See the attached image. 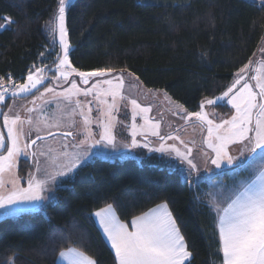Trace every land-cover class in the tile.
<instances>
[{
	"label": "trees",
	"instance_id": "trees-1",
	"mask_svg": "<svg viewBox=\"0 0 264 264\" xmlns=\"http://www.w3.org/2000/svg\"><path fill=\"white\" fill-rule=\"evenodd\" d=\"M57 4L0 0V22L12 19L0 31L1 75L22 83L29 70L55 66L45 27ZM66 24L73 67L131 72L147 88L163 90L196 112L256 58L264 41V6L250 0H73ZM229 178V171L212 177ZM208 183L202 181L199 190ZM199 193L183 180L176 161L164 156L95 157L57 186L42 211L0 220V264L11 256L14 264H57L69 248L97 264H115L94 213L111 204L129 224L162 203L193 254L190 264H220L215 217Z\"/></svg>",
	"mask_w": 264,
	"mask_h": 264
},
{
	"label": "snow or ice",
	"instance_id": "snow-or-ice-1",
	"mask_svg": "<svg viewBox=\"0 0 264 264\" xmlns=\"http://www.w3.org/2000/svg\"><path fill=\"white\" fill-rule=\"evenodd\" d=\"M68 0H58V11L54 14L53 21L55 29L59 32V43L62 47V55H57L54 69H49L54 78L57 72L59 77L64 81H68L73 74L80 78V81L87 85L90 78L106 77L113 69H98L93 71H80L73 67L69 56V44L67 41V29L65 27V9ZM264 6V2H262ZM14 23V21H13ZM44 56V53L40 54ZM35 68V66H33ZM247 69L242 68L234 80L232 86L217 97L216 100L207 99L200 105L201 111H197L188 115L187 118L194 116L197 120L207 125V137L204 143L209 152H204L203 171L213 172L214 170L207 165L210 163L215 169L222 172L225 168H232L231 175H239L242 169H246L254 161H259L256 165L254 175L234 180L230 187L221 186L215 193L210 194L209 207L216 213L215 224L218 232L217 252L222 254L220 264H264V103H258L257 96L264 99V81L261 77H254L257 81L255 87L259 88V93L252 90L249 83L245 82L238 92L233 93V89L244 79L242 75ZM44 69L35 68V73L29 70L26 83H12L11 75L8 76L9 87H4L5 77L0 76V103H4L6 94L10 93L12 97L21 94L32 93L33 89L44 83ZM131 75V73H129ZM138 79V78H137ZM103 85H107L104 88ZM124 88V80L122 76H116L112 79H99L92 83L90 88L80 89L75 81L71 82V86L64 92L56 93L62 97L68 104H72L73 95H93L94 98L101 103H106L100 98L110 96L111 103L108 104L107 110L102 114L106 117L104 121L99 123L102 131L99 133V140L96 143L106 142L115 148L116 137L112 133L113 120L115 119L113 112L116 110L117 98L125 99L121 95ZM38 90V89H37ZM45 92H54L51 87H45ZM227 103L236 110V114L230 120H224L222 123L214 124L208 118V114L203 111L204 104H215L223 101L225 98ZM43 98V94L42 97ZM48 103L47 100L44 101ZM130 103L133 108L132 118L135 120L139 109L140 113H147L150 109L141 107L135 99H131ZM35 106V100H33ZM87 105H82L79 100L75 101V109H80V115L83 117L85 130L84 139L73 147H80L87 144L92 133L89 130L90 117L84 111ZM182 108V106H179ZM74 109V110H75ZM255 110V112H254ZM29 112L34 111V107L28 109ZM4 125L7 128V137L0 133V210L4 215H15L18 213V206L22 203L39 202L46 197L41 195L45 186L49 183H55L57 177H65L81 163V153H69L62 151L58 154L67 158V162L56 165L55 159H52L54 170L49 172L47 169H41L40 162L37 160L36 172L42 173V176L29 174L27 187H21L19 177L14 176L13 172L17 165L19 157L26 158L29 155L28 149L36 144L37 140H45V136L39 134L40 128L37 122V135L35 139H31L30 143H21L24 139L22 126L27 123L33 124L32 119H21L20 115L9 116L3 113ZM145 125L150 126L151 135L159 136V124H150L145 117ZM58 124H47L45 127H58ZM143 131H138L135 123L131 126L132 140L130 144L124 147L136 148L141 145L138 143L137 135H142ZM48 135H55L49 132ZM64 136L72 135L71 132L63 133ZM164 139H176L174 136L160 137ZM230 145H239L238 155L230 153ZM67 148V145H62ZM143 147H149L144 144ZM150 151L160 152L162 154L171 155L175 153L181 163H186L189 168L188 182L191 183V172L200 171L201 166L191 159L192 149L187 148L185 152H181L173 146H165L161 143L159 147H150ZM52 148L48 152H53ZM85 154L87 148L84 149ZM39 155H46L41 151ZM31 156L36 157L37 152H31ZM5 174L8 179H5ZM210 179V177H209ZM10 185V187H9ZM99 218V224L103 232L110 242L111 248L115 254V264H186L191 261L192 252L188 249L185 237L181 234L180 228L177 227L175 219L171 212L167 210V204H161L157 208L151 209L142 215L135 216L131 221V230L129 225L121 223L116 217L115 211L111 204L94 213ZM58 260H66L68 264H97V261L77 251L69 248L67 251H61ZM4 264H14V256L8 257Z\"/></svg>",
	"mask_w": 264,
	"mask_h": 264
},
{
	"label": "rangeland",
	"instance_id": "rangeland-1",
	"mask_svg": "<svg viewBox=\"0 0 264 264\" xmlns=\"http://www.w3.org/2000/svg\"><path fill=\"white\" fill-rule=\"evenodd\" d=\"M73 0H68L65 9V27L67 29L66 24V11L69 4ZM254 2H264V0H250ZM58 11V4L54 13L51 16L50 21H53L54 14ZM12 19L10 17H6L5 20L0 22V31H3L10 27ZM46 32L48 33L50 46V52H54L55 55H62V47L59 43V32L55 29V22L52 24H46ZM68 33V30H67ZM67 41L69 44V60L71 53V45L69 42V38L67 35ZM46 60V56L42 57V61ZM71 62V61H70ZM56 63L58 61L56 60ZM42 68V67H38ZM54 67L46 66L44 69V76L46 79L44 83L37 86V89H33L32 93L21 94L17 97H12L11 95L5 97L4 103L0 106L1 114L7 113L10 117L15 115H20L21 119L31 118L33 124L29 125L25 123L22 128L25 134L24 139H22L21 143H30L31 139H35L37 135V122H39L38 126L40 128L39 134L41 136H49L48 133H59L57 135L46 138L43 141L37 142L33 151L37 152V156H31V150L28 149L29 155L26 158V163L24 162V157H19L17 160L16 168L13 172L14 176L19 177V184L21 187H27L29 174H33L36 176H42V173L36 172V164L35 162L38 160L40 162L41 169H47L49 172L54 170V165L52 163V159H55V164L60 165L67 162V158L63 156H59L58 154L62 151H67L69 153L80 152L82 163L86 162L93 155H97L104 160L114 161L117 159L125 160L129 158L140 159V155H161L169 160H174L178 164V167L181 171L182 178L185 181H188L189 168L186 163H181V161L176 158L175 153L171 155L162 154L160 152L150 151V147H159L161 143H164L165 146H175L181 152H185L187 148L192 149L191 159L194 160L195 163L201 166L200 171H192L191 172V184L193 185L196 191H199L200 197L206 200L210 199V194L215 193L221 186L230 187L233 184L236 176L231 175L232 168L235 166H230L225 168L222 172L220 169H215V166L210 163L207 165L208 167L214 170V173H224L230 171V178L227 181L218 180L220 182H215L212 178L209 177L213 174V172H205L203 171V162H204V152H209L206 144L204 143L207 137V125L203 124L201 121L197 120L194 116L190 119L187 118L189 114L194 113L181 104L175 102L165 91L150 89L144 86L137 77L131 72L125 73H113L110 72L106 77L103 78H90L89 84L85 85L80 81V78L75 74L71 75L68 81H64L62 77H59V73L57 72L56 77L52 76V73L49 69H54ZM87 72V71H86ZM238 71L237 73H239ZM35 73V70L34 72ZM131 73V75H129ZM235 74L232 81L229 83L227 89L233 85L234 80L237 76ZM122 76L124 80V88L121 91V95L125 97V99L117 98L116 101V110H114L113 115L115 119L113 120L112 133L116 137L115 139V148L113 145H108L106 142L96 143L99 140V133L102 129L99 127V123L104 121L106 117L102 114L107 110L108 104L111 103V97H101L100 99L105 101L106 103H101L96 100L93 95L84 96V95H73L72 104H68L63 100L62 97L56 95V93L64 92L65 89L70 88L71 82L75 81L77 83V87L80 89L90 88L92 83L96 82L99 79H112L116 76ZM244 79L241 80L240 84H237L233 89V93H230L229 96L239 91L242 85L247 82L252 87V90L256 93H259L260 89L255 87L257 81L254 77H261L262 81H264V41L262 42L259 52H258V62L254 61L253 67L242 74ZM27 82V77L24 82ZM51 87L54 89V92H45V87ZM104 88H107V85H103ZM224 91V92H225ZM223 92V93H224ZM217 95L214 98H207L216 100L217 97L223 95ZM43 94V98L42 97ZM131 99H135L137 103L143 108H149L150 110L147 113H140L139 109L136 111L138 114L133 121L132 114L133 108L130 103ZM205 99L204 101H206ZM227 97L223 101H219L215 104H204L203 111L208 114V118L213 121L214 124L222 123L224 120H230L232 116L236 114V110L231 106V104L227 103ZM33 100H35V106L33 105ZM47 100L48 103L44 101ZM79 100L82 105H87L84 108V111L88 113V109H91V112L88 113L90 117L89 130L92 135L88 139L87 144L80 147H73V145L79 144V141L84 139L85 130L83 124V117L80 115V109H75V101ZM258 103H264V99H261L257 96ZM201 105V104H200ZM179 106H182L179 107ZM34 111L29 112L28 109L33 108ZM227 108V109H225ZM75 109V110H74ZM201 111V108L198 109ZM197 112V111H196ZM255 112V110H254ZM145 117L150 121V124H159V136L151 135V130L149 125H145ZM45 123L58 124V127H45ZM135 123L138 131H143L142 135H137L136 139L138 143L141 145L140 147L130 148L124 147L125 144H130L132 140L131 136V126ZM71 132V136H64L63 133ZM0 133H2L5 138L7 137V128L4 125V119L2 118V122L0 125ZM168 136H174L176 139H164L161 140L160 137L167 138ZM144 144H148L149 147H143ZM62 145H67V148H63ZM239 145H230V153L232 155H238ZM52 148L53 152H48V149ZM87 148V153L85 154L84 149ZM43 151L46 155L41 156L39 153ZM50 157L52 159H50ZM81 163V164H82ZM243 169L247 171H251V166ZM24 168V171L22 170ZM73 174L70 172L65 177H57L55 183L49 182L45 189L41 192L43 197L46 199L33 202V203H22L18 206L19 211L15 215H4L3 210H0V220L7 217H16L26 213H34L42 211L43 207L54 200L55 191L57 186L65 179L72 177ZM238 176V175H237ZM9 177L5 174V179L7 180ZM209 181L206 191L202 192L199 190V185L202 181ZM10 187V185H9ZM201 199V198H200Z\"/></svg>",
	"mask_w": 264,
	"mask_h": 264
},
{
	"label": "crops",
	"instance_id": "crops-1",
	"mask_svg": "<svg viewBox=\"0 0 264 264\" xmlns=\"http://www.w3.org/2000/svg\"><path fill=\"white\" fill-rule=\"evenodd\" d=\"M254 61L257 63L258 62V55L256 56V58H254V59H252L248 64H247V69L246 70H248V69H250L251 67H253V63H254ZM245 68V67H244ZM2 122V121H1ZM95 157H97V158H101V157H99V156H97V155H93L90 159H88L86 162H88L89 160H91V159H93V158H95ZM86 162H84V163H86ZM84 163H82V164H80L77 168H75L73 171H72V174H74L75 172H76V170L81 166V165H83ZM259 163V161H254L253 162V165L251 166V171L249 172V171H247V170H241L240 171V173H239V175L238 176H236L235 177V180H238V179H241V178H243V177H249V176H252V175H254V171H255V168H256V165ZM215 174H221V173H215ZM215 174H212L211 176H210V178H212L213 177V175H215ZM206 180H208V179H206ZM64 181V180H63ZM215 182H220V181H218V180H215ZM207 190H209V188H207ZM206 191V190H205ZM206 202H207V205H208V207H209V200L207 201L206 200ZM162 204H165V203H162ZM159 205H161V204H159ZM159 205H157V206H159ZM157 206H155V207H153V208H151V209H154V208H157ZM105 208V207H104ZM210 208V207H209ZM103 209V208H102ZM113 209H114V211H115V215H116V217L120 220V222L121 223H125V222H123L121 219H120V217H119V215H118V213H117V211H116V209L113 207ZM151 209H149V210H151ZM101 210V209H100ZM100 210H98V211H100ZM148 210V211H149ZM167 210L169 211V212H171V210H170V208H169V206L167 205ZM211 210V209H210ZM148 211H146V212H148ZM97 212V211H96ZM211 212L214 214V217L216 218V213L214 212V211H212L211 210ZM171 214H172V212H171ZM142 215V214H141ZM172 217L174 218V216H173V214H172ZM94 219H95V222H96V224H97V226H98V228L100 229V231H101V233H102V235H103V237H104V239H105V241L107 242V244L110 246V248H111V245H110V242L107 240V238H106V236H105V234H104V232H103V229H102V227L100 226V224H99V218L98 217H96L95 215H94ZM176 221V220H175ZM125 224H128V223H125ZM177 224V223H176ZM129 225V230H131V222L128 224ZM177 227H178V225H177ZM217 229V228H216ZM182 234V233H181ZM186 242V241H185ZM74 249H76V248H74ZM112 249V248H111ZM68 249H66V250H63V251H67ZM77 251H80V250H78V249H76ZM112 251H113V253H114V250L112 249ZM85 254V253H84ZM86 255V254H85ZM115 255V254H114ZM59 256V255H58ZM88 256V255H87ZM90 257V256H89ZM93 259V258H92ZM192 259V258H191ZM187 263H189V262H186V264ZM57 264H68V262L66 261V260H58L57 259Z\"/></svg>",
	"mask_w": 264,
	"mask_h": 264
},
{
	"label": "built area",
	"instance_id": "built-area-1",
	"mask_svg": "<svg viewBox=\"0 0 264 264\" xmlns=\"http://www.w3.org/2000/svg\"><path fill=\"white\" fill-rule=\"evenodd\" d=\"M0 76H4V77H5L4 87H9V83H8V79H7L9 75H1V74H0ZM11 78H12V83H14V84H18L16 79H14L13 77H11ZM2 91H3V89L0 88V92H2ZM10 95H11V94L8 93V94H6L5 97H8V96H10ZM1 105H2V103H0V106H1ZM0 117H1V109H0Z\"/></svg>",
	"mask_w": 264,
	"mask_h": 264
},
{
	"label": "water",
	"instance_id": "water-1",
	"mask_svg": "<svg viewBox=\"0 0 264 264\" xmlns=\"http://www.w3.org/2000/svg\"><path fill=\"white\" fill-rule=\"evenodd\" d=\"M259 52V51H258ZM257 55H258V53H257ZM57 134H59V133H55V135H57ZM51 136H53V135H49V136H45L46 138H49V137H51ZM69 136H71V135H69ZM40 140H37V142H39ZM36 142V143H37ZM33 147H34V145L30 148V150H31V152L33 151Z\"/></svg>",
	"mask_w": 264,
	"mask_h": 264
},
{
	"label": "flooded vegetation",
	"instance_id": "flooded-vegetation-1",
	"mask_svg": "<svg viewBox=\"0 0 264 264\" xmlns=\"http://www.w3.org/2000/svg\"><path fill=\"white\" fill-rule=\"evenodd\" d=\"M3 115L1 114L0 120L2 121ZM230 172V171H229Z\"/></svg>",
	"mask_w": 264,
	"mask_h": 264
}]
</instances>
